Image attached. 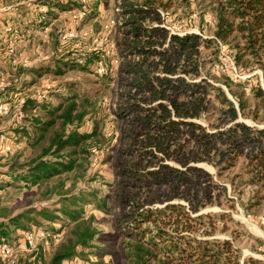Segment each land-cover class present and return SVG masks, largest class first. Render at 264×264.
<instances>
[{
    "label": "trees",
    "instance_id": "1",
    "mask_svg": "<svg viewBox=\"0 0 264 264\" xmlns=\"http://www.w3.org/2000/svg\"><path fill=\"white\" fill-rule=\"evenodd\" d=\"M204 1L215 14V29L207 36L172 33L163 26L161 12L173 9L174 0H119L116 26L121 63L112 112L117 127L108 138L101 127L104 119L96 117L97 96L73 95V81L47 89L41 102L29 94L44 77L58 81L73 73V68H86L89 55L52 56L32 68H17L13 75L22 81L0 93L10 104L16 96L26 98L22 123L0 131L8 142L19 140L40 150L22 167V172L27 171L22 179L26 185L73 171L86 141L109 146L106 162L115 181L107 198L115 206L116 234L126 239L123 249L128 264H240V250L231 240L212 238L227 233L233 222L230 215L202 211L212 206L233 208L226 182L233 191L251 189L245 204L249 209L264 205V128L243 121L264 122V88L257 75L249 86L214 72L221 46L228 47L240 72L258 68L264 82V0ZM35 4L47 9L39 11L42 21H32L38 28L58 18L54 11L80 9L91 19L98 15L96 3L89 12L81 0H37ZM51 99L58 100V105H52ZM88 115L92 130L80 134L78 129ZM15 152L5 156H10L9 163L13 158L15 164L19 162ZM201 165L211 166L215 174ZM105 199L98 201V208L109 212ZM75 203L74 209L66 205L55 211L31 208L1 220L0 244L11 245L10 236L41 226L43 219L61 221L57 231L62 233L61 240L51 245L48 264H69L98 234L94 217L86 218ZM56 233L45 231L49 236ZM243 264L264 261L247 258Z\"/></svg>",
    "mask_w": 264,
    "mask_h": 264
},
{
    "label": "rangeland",
    "instance_id": "2",
    "mask_svg": "<svg viewBox=\"0 0 264 264\" xmlns=\"http://www.w3.org/2000/svg\"><path fill=\"white\" fill-rule=\"evenodd\" d=\"M36 1L0 0V13L2 14L0 16V31L5 26L6 19L10 24L14 21V25L21 31V36L17 39L15 60L20 62L19 58L23 54L28 55L33 62L41 58L47 60L52 56L66 58L72 51L73 57L86 54L90 58L86 68H73V73L61 76L58 80L59 83L56 78L44 77L41 84L35 85L29 94L36 93L35 91L43 84L54 88L57 84L65 85L73 81V95L97 96V100L95 99V111L98 113L96 117L104 119V121L101 120L102 131L105 137H110L117 127V123L113 122L112 112L116 108L119 93L117 71L121 63L117 47L121 36L116 26L119 0H81L83 8L89 12L93 11L95 3L98 5V15L95 19L85 18L83 10L80 9L65 13L54 11L58 18L49 20V41L46 42L42 40L43 32L41 30L43 28H38L28 22L30 16L26 20L27 26H24L25 21L22 20L34 9H38L35 6ZM174 2L173 9L166 13L161 12L164 20L163 26L172 33H195L203 36L213 34L215 14L211 8H208L207 2L204 0H174ZM71 28L75 35L73 42L70 41L68 44L62 45L59 40L60 32H68ZM15 67L12 59L8 56L0 57V74L4 75L3 82L6 85L22 81L21 78L13 75L17 71ZM17 68L20 67L17 66ZM214 72L224 73L234 81L248 82L249 86L250 83L256 82V78L251 77L257 75L264 88L262 71L255 68L252 73L240 72L228 47L225 49L221 46V54L214 67ZM29 77L28 79H30ZM249 78L251 79L249 80ZM246 92L249 93V88H246ZM51 103L58 105L59 101L51 99ZM87 109L91 110L90 107ZM243 121L248 125L264 128V122L258 124L252 119H243ZM92 127L93 123L88 115L78 129V133L88 134ZM5 129L6 131L9 129L8 123L1 121L0 131H5ZM114 141L115 139L112 142ZM108 147L102 142L86 141L82 145L80 154L76 155V168L73 171L54 176L39 185H26L22 179L23 176H26L27 171L22 172L24 170L22 167L24 164L27 165L26 161L40 150L19 140L7 141L3 148L0 147V221L31 208L55 211L66 205V207L74 209L73 204L76 201L79 206L76 209L83 210L86 218L94 217L93 224L98 234L88 248L79 249L81 256L74 257L68 263L128 264L123 249V242L126 239L119 232L116 234L114 227L116 210L112 200L107 198L111 194V187L115 181L111 164L106 162L109 153ZM8 150L16 151L15 157L19 162L15 164L16 160L13 158L9 163L8 157L10 156L5 157L9 155L7 154ZM8 164H10L9 167ZM201 166L211 174H215V170L211 166ZM225 186L228 197L234 199L233 208H229L227 205L212 206L204 209L202 213H228L233 222L228 224L227 233H218L212 238L231 240L240 250V264H243L244 259L247 258L264 261V205L257 209H249L245 204L251 195L250 188L238 187L233 191L230 183L226 182ZM241 191L242 194H238ZM102 199L108 203L109 212L98 208V205L101 204L98 201ZM58 217L68 223L67 218L62 214H58ZM62 224L61 221L48 222L43 219L41 226H32L29 230L18 231L10 236L8 242L16 249L17 264H48L53 248L44 246L40 237L45 231L56 233ZM31 230L39 236L38 239L33 241L30 248H18L20 243L25 242V234ZM63 231L65 233L67 229Z\"/></svg>",
    "mask_w": 264,
    "mask_h": 264
},
{
    "label": "built area",
    "instance_id": "3",
    "mask_svg": "<svg viewBox=\"0 0 264 264\" xmlns=\"http://www.w3.org/2000/svg\"><path fill=\"white\" fill-rule=\"evenodd\" d=\"M37 6L38 9H34L31 14H27V17H24L25 23L24 26L28 25L29 23H32L34 19H37L42 21L43 16L39 15L40 12L46 11L45 6ZM2 14L0 13V16ZM30 16V21L26 23L27 18ZM19 17V16H18ZM2 19L4 17H1ZM112 24H114V21H112ZM43 32V41H49V27L46 26L42 30ZM1 34V43H0V57L5 55L8 56L10 59H12V63L14 64L15 70L17 69V66L24 67V68H32L36 66L40 61H43L44 59L41 58L35 62H33L30 57L26 54H23L20 56L19 61L15 60V55L17 51V39L21 36V31L18 27L14 25V21L12 23H8V19H6L5 26L2 27V30L0 31ZM75 35L73 34V28H71L68 32H60L59 34V40L64 44H68V42H73V37ZM70 56L73 58V51L69 53ZM82 57H85L86 54H82ZM103 70V69H102ZM4 75L0 74V93L7 87L6 83L3 82ZM16 82L18 80H15ZM50 87L43 84L40 88H38L30 97L34 98L36 101L41 102L46 98V92L47 89ZM12 94L10 98H12ZM26 98L23 96H16L14 101L12 103L5 102L4 99L0 97V122L6 121L8 123L9 128H15L18 125H20L24 119V112L23 107L25 105ZM7 142V136L5 134L0 135V147L3 148ZM7 154L12 155L13 152L8 150ZM62 233H56L52 236L46 235L45 233H42L40 239L42 240L44 246L50 247L52 244H57L61 240ZM38 235L32 231L26 234L25 242L23 244H19L18 248H30L33 241L38 239ZM16 249L9 245L8 243H1L0 244V260L6 261L7 264H17V258H16Z\"/></svg>",
    "mask_w": 264,
    "mask_h": 264
},
{
    "label": "crops",
    "instance_id": "4",
    "mask_svg": "<svg viewBox=\"0 0 264 264\" xmlns=\"http://www.w3.org/2000/svg\"><path fill=\"white\" fill-rule=\"evenodd\" d=\"M26 78H28L27 76H26ZM10 133V132H9ZM12 136H13V133H10Z\"/></svg>",
    "mask_w": 264,
    "mask_h": 264
}]
</instances>
